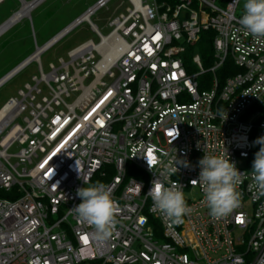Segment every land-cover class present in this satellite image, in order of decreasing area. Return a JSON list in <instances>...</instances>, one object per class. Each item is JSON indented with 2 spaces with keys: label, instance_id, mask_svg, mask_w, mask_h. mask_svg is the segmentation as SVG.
Wrapping results in <instances>:
<instances>
[{
  "label": "built area",
  "instance_id": "obj_1",
  "mask_svg": "<svg viewBox=\"0 0 264 264\" xmlns=\"http://www.w3.org/2000/svg\"><path fill=\"white\" fill-rule=\"evenodd\" d=\"M111 1L97 0L42 46L34 31L36 51L0 79L1 88L32 62L40 69L0 109V189L13 197L0 198V264H264V194L251 171L253 142L264 136V38L239 23L242 0H128L103 34L92 16ZM84 22L100 40L45 72L42 54ZM210 29L215 64L205 68L195 54L201 71L190 72L185 54ZM207 73L214 77L205 88ZM204 153L238 169L239 204L226 217L210 215L198 180ZM153 181L184 193L181 222L154 207ZM93 182L115 204L107 238L69 214L80 203L76 190ZM236 230L250 235L245 251Z\"/></svg>",
  "mask_w": 264,
  "mask_h": 264
},
{
  "label": "rangeland",
  "instance_id": "obj_2",
  "mask_svg": "<svg viewBox=\"0 0 264 264\" xmlns=\"http://www.w3.org/2000/svg\"><path fill=\"white\" fill-rule=\"evenodd\" d=\"M144 1L152 3L155 0ZM158 1L160 4L163 3L161 0ZM96 2L97 0H47L45 3L36 7L31 12L30 17H23L21 21L8 29L2 36H0V79L19 65L23 60L31 56L37 49V43L40 46L44 45L53 36L72 23L77 17L85 13L87 9ZM1 3L0 24L20 10L22 6L21 1L15 2V0ZM218 3L225 6L220 0ZM244 3L245 0H242L239 4V13L244 10ZM129 6H131V4L128 0H112L108 4V8L100 9L92 16V20L98 25L103 34H108L112 30V28L108 26L110 18L126 13ZM34 31L36 33L37 43L34 37ZM90 39L98 42L100 37L91 29L87 22H84L59 43L42 54L41 59L45 72L50 71V65L52 63L59 65L60 58L68 59V53L71 49ZM195 54H199V52L197 51ZM214 64L215 59L213 58L212 53L209 65L204 62V66L205 68H210ZM189 65L192 68V72L201 71V68H199L193 61V58L191 59V62L189 61ZM218 71L220 75H223L224 69H219ZM35 75H40V69L36 62H32L9 82L3 85L0 88V109L12 97H17L19 90L23 89L26 83H34L33 76ZM213 77L214 75L212 73H207L206 75H202L199 80L202 85L207 88L210 86ZM41 87L43 88L44 95H49V87L46 84H42ZM39 98H41V96ZM68 100L72 101V99ZM19 122L23 123L22 117L19 119ZM94 183L96 182H93L92 184ZM92 184H87L85 187ZM0 198L8 199L13 197L11 193L0 189ZM245 208L250 216H254L255 206L250 199L245 202ZM67 211L68 207L65 205L62 207L61 213L52 216V218L58 220L65 215ZM155 227L157 226L155 225ZM158 228H160V226ZM233 235L236 242H239V237H244L246 239V244L238 247L239 251H245L247 249V242L250 239V235L243 233L241 230H236ZM222 252L223 251L220 250L217 253L212 252V250L209 251L210 255L213 257H218Z\"/></svg>",
  "mask_w": 264,
  "mask_h": 264
},
{
  "label": "clouds",
  "instance_id": "obj_3",
  "mask_svg": "<svg viewBox=\"0 0 264 264\" xmlns=\"http://www.w3.org/2000/svg\"><path fill=\"white\" fill-rule=\"evenodd\" d=\"M244 13L239 23L253 36L264 38V0H245ZM260 145L252 161V187L264 194V136L254 142ZM179 161H177L178 163ZM79 161L76 171L80 173ZM198 180L202 186L210 215L213 218L226 217L239 204L240 193L237 191L238 169L230 159L204 153L198 161ZM178 168H171L175 173ZM149 195L154 207L163 215L179 223L187 213L184 193L175 185L164 186L153 181ZM80 203L69 208V214H76L93 225L97 234L107 238L115 226V204L110 190L102 183H94L76 190Z\"/></svg>",
  "mask_w": 264,
  "mask_h": 264
},
{
  "label": "trees",
  "instance_id": "obj_4",
  "mask_svg": "<svg viewBox=\"0 0 264 264\" xmlns=\"http://www.w3.org/2000/svg\"><path fill=\"white\" fill-rule=\"evenodd\" d=\"M7 1H9V0H4L2 3H5ZM161 1L167 2V3H170V4H175L177 2V0H161ZM220 1L221 2H226L228 0H220ZM15 2H20V0H15ZM215 34H216V32L213 29L203 31L202 36H201V41L197 45H195L194 47H191V48L188 49L187 53L185 54V62L187 64L188 70L190 72H192V68L189 65V61L191 62V59L193 58L194 54L197 51L201 55V57H202L203 61L205 62V64L209 65L210 60H211V55H212V53L214 51ZM220 76H221V79L225 78L224 74L220 75Z\"/></svg>",
  "mask_w": 264,
  "mask_h": 264
},
{
  "label": "bare ground",
  "instance_id": "obj_5",
  "mask_svg": "<svg viewBox=\"0 0 264 264\" xmlns=\"http://www.w3.org/2000/svg\"><path fill=\"white\" fill-rule=\"evenodd\" d=\"M4 0H0V3ZM35 9V6H29L28 2H24L21 10L18 14H16L11 21H9L6 25H4L0 29V36L4 34L8 29H10L12 26H14L16 23H18L20 20H22L23 17H30L31 12Z\"/></svg>",
  "mask_w": 264,
  "mask_h": 264
},
{
  "label": "water",
  "instance_id": "obj_6",
  "mask_svg": "<svg viewBox=\"0 0 264 264\" xmlns=\"http://www.w3.org/2000/svg\"><path fill=\"white\" fill-rule=\"evenodd\" d=\"M21 1V3H22V5H23V3L24 2H28L29 3V6H35V4H36V0H31V1H27V0H20ZM22 7V6H21ZM20 10H21V8H20ZM20 10H18L17 12H15L11 17H9L5 22H3L1 25H0V29L4 26V25H6L9 21H11L12 20V18L16 15V14H18L19 12H20Z\"/></svg>",
  "mask_w": 264,
  "mask_h": 264
},
{
  "label": "snow or ice",
  "instance_id": "obj_7",
  "mask_svg": "<svg viewBox=\"0 0 264 264\" xmlns=\"http://www.w3.org/2000/svg\"><path fill=\"white\" fill-rule=\"evenodd\" d=\"M169 135L171 136V135H173V133H169Z\"/></svg>",
  "mask_w": 264,
  "mask_h": 264
},
{
  "label": "crops",
  "instance_id": "obj_8",
  "mask_svg": "<svg viewBox=\"0 0 264 264\" xmlns=\"http://www.w3.org/2000/svg\"><path fill=\"white\" fill-rule=\"evenodd\" d=\"M20 21H21V20H20ZM2 35H3V34H2ZM2 35H1V36H2Z\"/></svg>",
  "mask_w": 264,
  "mask_h": 264
}]
</instances>
